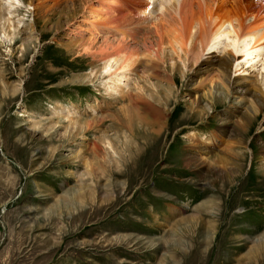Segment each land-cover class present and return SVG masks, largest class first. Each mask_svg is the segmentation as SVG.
<instances>
[{"label":"rangeland","instance_id":"obj_1","mask_svg":"<svg viewBox=\"0 0 264 264\" xmlns=\"http://www.w3.org/2000/svg\"><path fill=\"white\" fill-rule=\"evenodd\" d=\"M110 2L23 0L0 41V264H264V94L206 57L148 77L156 39L87 12ZM122 40L141 57L121 88L159 123L107 93L100 49Z\"/></svg>","mask_w":264,"mask_h":264},{"label":"bare ground","instance_id":"obj_2","mask_svg":"<svg viewBox=\"0 0 264 264\" xmlns=\"http://www.w3.org/2000/svg\"><path fill=\"white\" fill-rule=\"evenodd\" d=\"M103 1L107 2V0ZM116 1L118 4L110 2V10L101 9V6H97L100 9L88 6L87 12L95 17V21H109L123 26L128 37H133L135 35L132 34L133 32L143 31V44L146 47L149 41L152 44V40L156 39L155 46L146 50L148 58L143 63L149 73L148 77L163 76L161 62L163 64L162 60L165 59L166 54L172 67L176 65L177 60H181L183 69H187L191 61L199 62L201 58L206 57L211 64L219 65L218 68L214 67L218 71V79L222 80L229 90L235 85L253 82L258 93L264 94V0ZM22 3L23 0H0V41H11L10 32L12 31L16 35L22 19L16 21L15 16ZM125 42L127 41L122 40L118 44H109L100 49L103 55L101 73L108 74L111 78L106 87L107 93L114 97L122 94L123 98H127L133 113L129 110L130 106L125 110L131 113V120L137 117L142 118L143 121L151 119L154 125L161 117L162 112H159L156 117V110L160 108L148 100L141 90L134 93L132 89L121 88V85L129 78L124 73L131 72V68L139 66L141 57L138 55V58L135 53H124L126 49L121 52V44L124 45ZM243 63H248L253 67V71L257 69L258 75H253L254 80L241 77V73L245 75L247 73ZM259 63H261L260 67ZM206 68L210 69V67ZM235 75L239 77L234 80ZM258 76L260 79L257 78ZM166 78L168 81L173 80L172 75L168 73ZM238 98H241L244 103L249 100L253 102V99L244 96ZM238 111L235 107V112H241Z\"/></svg>","mask_w":264,"mask_h":264}]
</instances>
